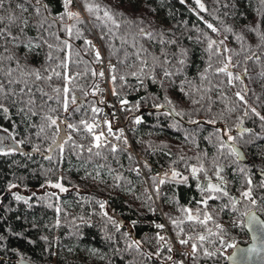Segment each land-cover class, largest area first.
<instances>
[{"label":"trees","instance_id":"obj_1","mask_svg":"<svg viewBox=\"0 0 264 264\" xmlns=\"http://www.w3.org/2000/svg\"><path fill=\"white\" fill-rule=\"evenodd\" d=\"M248 2L250 11L243 8ZM200 3L204 10L196 0H140L135 7L124 0H73L67 8L64 0H4L0 264H179L168 234H159L164 246L157 239L148 185L186 264H231L223 248L246 232L243 213L254 208L264 217L263 180L255 172L264 170V0ZM85 4L98 7L88 12ZM210 40L216 42L212 48ZM101 55L113 99L126 101L121 113L127 136L98 96ZM225 65L226 72L217 71ZM49 117L56 125L49 127ZM99 117L102 125H93ZM81 121L105 134L103 147H92L93 134ZM61 124L66 134L46 154ZM228 134L247 162L236 159ZM11 139L35 151L9 152ZM131 147L145 176L134 170ZM164 167L169 171L158 177ZM249 179L255 205L241 196ZM57 183L65 190L52 186ZM210 183L228 196L204 191ZM230 198L238 201L235 208ZM183 209L201 219L207 211L213 219L188 221ZM229 218L239 223H222ZM192 243L198 245L195 254Z\"/></svg>","mask_w":264,"mask_h":264},{"label":"snow or ice","instance_id":"obj_2","mask_svg":"<svg viewBox=\"0 0 264 264\" xmlns=\"http://www.w3.org/2000/svg\"><path fill=\"white\" fill-rule=\"evenodd\" d=\"M35 2H36L37 4H39V3H40V0H35ZM181 2H183V0H181ZM64 3H65V7L67 8L68 5H70V4L73 3V0H64ZM196 3H197V5L200 7L201 10H204V5L200 3V0H196ZM84 7H85V10H86V11H88V12H92V11H93V8H94V7H98V6H94V5H90V4H85ZM3 8H4V0H0V10H2ZM25 11H26V9H25ZM68 15L71 17V16H75V15H77V14H76V13H71V12H69ZM104 16L107 17L109 20H112V16L110 15V13H109L108 11H105V12H104ZM3 19H4V18H3L2 16H0V23L3 22ZM9 19H12V18L10 17ZM112 22L115 23V21H112ZM116 26L119 27V25H116ZM208 27H209L210 29H212L213 32L217 31V30H216L211 24H209ZM250 31L255 32V31H256V28L254 27V28L250 29ZM141 32H143V29H141ZM3 33H4V29H3V28H0V39H3V38H4ZM9 35H11V34L9 33ZM146 35L150 36L151 34H150V33H147ZM259 35H260V38H261L262 40H264V33H259ZM13 39H15V37H13ZM86 43H89V44H90L91 42H90V41H86ZM213 43H216V42H215V41H211V40L209 41V45H208L209 48H212ZM225 51H228V50L225 49ZM96 58H97V60H99V58H100L98 52L96 53ZM9 59H11V57H9ZM228 59L230 60L231 58L229 57ZM144 63H146V61H145ZM181 63H182V61H181ZM226 69H227V65H225L224 67H221V68L217 69V71L223 73V72H226ZM141 71H143V69H141ZM245 71H247V70H245ZM94 74H95V73H94ZM8 75H11V71H9ZM57 75H59V74H57ZM100 75L103 76L104 73L101 72ZM132 75H136V73H132ZM169 75H171V73H169L168 71H165V72H164V76H165V77H167V76H169ZM227 75L230 77V79H229V83H231L232 73H231V72H228ZM37 78L39 79V76H38ZM65 78H66V79H70V77H67V76H66ZM234 78H235L236 80H239V79H240V76H235ZM113 79H115V77H113ZM0 91H4V85H3V84H0ZM21 91H23V90H21ZM56 91L59 92V89H56ZM68 91H69V89H68L67 87H65V88H64V92L67 93ZM114 94H115V93H114ZM236 96H237L241 101H244V97H243L239 92L236 93ZM73 102H74V98H73ZM244 102L246 103V101H244ZM121 103H126V101H122ZM67 107H68V99H67V97H65V100H64V109H65V111H67ZM5 111H7V109H5ZM93 111L95 112V111H97V109H93ZM252 111L255 112V109H252ZM256 115H259V113H256ZM48 119L50 120L49 127L52 126V125H56V123H57V120H56V119H52L51 117H49ZM261 119H264V117H261ZM139 122H140V121L137 120V123H139ZM105 123H107V122H105ZM81 124H84L85 129H86L89 133H92V134H93V144H92V147H94V148H101V147H103V146H104V142L106 141L105 134H104L103 132H100L99 134H95V133H94V126H93L92 124H87L85 121H81ZM68 127L71 128V127H74V126L71 125V124H69ZM41 131H43V129H41ZM111 131H112V130H111V127H109V128H108V133H109V135L111 134ZM58 133H59V129H57V134H58ZM226 134H227V133H226ZM233 139H234V138H233L231 135L228 136V140H233ZM53 143H55V141H53ZM221 147H222V148H223V147H227V145L224 144V143H222V144H221ZM116 150H117V149H116L115 145H113V146L111 147V151H112V152H115ZM11 151H14V149H10V150H9V152H11ZM88 151L91 152V151H92V148H89ZM234 151H235V150L233 149V152H234ZM4 154L7 155L8 153H4ZM96 155H99V153L97 152ZM192 171H193V174H195L196 171H197V169L193 168ZM219 171H222V169H221V170H218V173H217L218 178L222 180L223 178L219 176ZM172 175H173V177H175V176L178 175V173L173 172ZM164 182H165L164 180H161V181H160L161 184L164 183ZM248 184H249V188H248L247 190L243 191V192L241 193V196H242L245 200L250 201L251 204L255 205V204L257 203V201H256V199H254V198L252 197V189H251V180H250V179L248 180ZM52 186H53V187H56V188H60L61 191H64V190H65V189H64L59 183L54 184V185H52ZM260 186H261V187H264V183H262ZM13 187H14V185H13ZM204 191H207V192H209V193H212V192H215V193H222L224 196H228L227 191H225L224 188H222L221 186H219V185H217V184H212V183H210V184L208 185L207 189H204ZM16 199L19 201V200H23L24 198L21 197V196H19V195H17V196H16ZM207 199H215V197L209 195V196L207 197ZM207 199H206V200H202L200 203L206 204V203H207ZM230 199H231V205H232V207L235 208V205H236V203H238V201H236V200L233 199V198H230ZM24 202L27 203L26 200H25ZM101 207H103V205H101ZM225 207H227V205H225ZM57 211H59V209H57ZM183 211H184L185 213H187V220H188V221L198 222V223H200V224H202V225H203V224H206L208 221H210V220L213 219V217H212L210 214H208L207 211H204V212L202 213V215H203V219H201L199 215H193L189 209H183ZM173 223L175 224L176 221H173ZM248 223H249V225H252V224H254V223H257V221L255 220V217H254V216H251V215H250V216L248 217ZM156 227H158V228H163L164 225L160 224V225H156ZM217 227L219 228L220 225H217ZM254 230H256V229H254ZM259 232L261 233V235H260V237H259L260 240H261V243H264V227H261V228L259 229ZM178 235H179V234H178ZM157 239H158L159 241H163L165 238H164V236L157 234ZM190 239H191V238H190ZM196 239H198L199 241H204V240H206V237H205L204 235H199L198 237H196ZM179 243L182 244V245H186V244L189 243V240H186V239H180V240H179ZM221 243H224V241H221ZM132 246H133V245H129V247H132ZM135 246H136V247H139V242H136V245H135ZM229 247H235V245H229ZM191 249H192V253L195 254V253L197 252L198 245H197L196 243H192V245H191ZM168 250H169V251H172L171 248H169ZM247 251H248L249 253H251V252L256 251V249L253 247V248H249V249H247ZM205 255L211 256V255H214V253H211V252H207V251H205ZM168 259H171V257H168Z\"/></svg>","mask_w":264,"mask_h":264},{"label":"built area","instance_id":"obj_3","mask_svg":"<svg viewBox=\"0 0 264 264\" xmlns=\"http://www.w3.org/2000/svg\"><path fill=\"white\" fill-rule=\"evenodd\" d=\"M74 5H75L76 8H78L76 4H74ZM92 40L95 43H97V45L99 46V41H98V38H97V36L95 34H93ZM96 71L98 73V81H99V83L101 85L100 91L98 93V96L101 99V103L103 105H106L108 111L112 114L113 123L119 125L122 128V131L127 136V130L125 128L124 118H123V115L121 113V108H126L127 105L125 103H121L120 104V103H118L117 101H115L113 99L112 94H111V90H110L109 81H108V78H107V73H106V63L103 60L102 55H101V61L97 64ZM101 72L104 73L103 76L100 75ZM102 122H103V118L99 117L97 120H94L92 122V124L93 125H102ZM127 139H128V137H127ZM131 151L133 152V154L135 156V159H136V162H137V164H136V166L134 168L135 172L145 176L144 168H143V165L141 163L140 156L138 155L137 152H135V150H133V147H131ZM143 158L145 160H148V154L143 156ZM168 171H169V168H165V167L161 168V169H158V172H157L158 177L166 174ZM147 193L150 194L153 197V199H154L156 213L153 214V217H154V220L157 223L156 225H160V224L164 225L163 228H158V227L155 226L154 229L156 230V232L158 234H160L162 232H166L168 234V241L171 243L172 247L175 250L176 260L179 262V264H186V261L183 258V255L181 254V252L179 251V249H178V247H177V245H176V243L174 241V238L170 234L168 226H167V224H166V222H165V220H164V218H163V216L161 214L159 199L154 195V193H153V191H152V189H151V187L149 185H148V192ZM222 223L225 224V225H236L239 222L237 220L233 219V218H229V219L223 221ZM232 239L234 240V242H245L248 239V235H247L246 232H243V233H241L238 236H234ZM160 245L164 246L165 242L161 241ZM223 250L228 253L231 250V247H229V245H227V246H225L223 248Z\"/></svg>","mask_w":264,"mask_h":264},{"label":"water","instance_id":"obj_4","mask_svg":"<svg viewBox=\"0 0 264 264\" xmlns=\"http://www.w3.org/2000/svg\"><path fill=\"white\" fill-rule=\"evenodd\" d=\"M107 111V110H106ZM238 130H240V125H238ZM66 132L63 125H59V133L56 135L55 143H51L46 151V154L50 153L53 147L58 145L60 141L65 136ZM225 141L229 143L236 153V159L239 161L247 162L248 158L243 152V150L235 144L232 140L225 138ZM6 145L18 151L34 152V149H26L25 147L19 146L17 142L13 139L9 140ZM259 176H261L264 183V170L255 171ZM254 216L257 223L249 225L248 217ZM242 225L245 229L248 239L246 242H236L231 247V250L227 253V261L231 264H264V243H261L259 229L264 227V217L260 215L254 208L247 209L242 216ZM256 229V230H254ZM255 248L256 251L249 253L247 249ZM21 261V260H18Z\"/></svg>","mask_w":264,"mask_h":264},{"label":"rangeland","instance_id":"obj_5","mask_svg":"<svg viewBox=\"0 0 264 264\" xmlns=\"http://www.w3.org/2000/svg\"><path fill=\"white\" fill-rule=\"evenodd\" d=\"M125 2H126V4H128V6H130V7H135L138 3H139V1L140 0H124ZM72 8H74V7H72ZM243 8L245 9V10H247V11H250V2H248V3H244L243 4ZM0 133H2V134H4V131H2L1 129H0ZM230 134H228V136H229ZM3 146V144H0V147H2ZM133 150H134V148H133ZM150 186V185H149ZM93 261L94 262H98V260H96V259H94L93 258Z\"/></svg>","mask_w":264,"mask_h":264}]
</instances>
